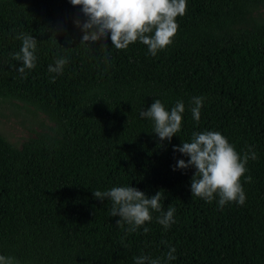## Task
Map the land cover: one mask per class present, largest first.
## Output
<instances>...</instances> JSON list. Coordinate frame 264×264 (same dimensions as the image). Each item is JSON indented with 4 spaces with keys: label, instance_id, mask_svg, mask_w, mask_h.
<instances>
[{
    "label": "trees",
    "instance_id": "1",
    "mask_svg": "<svg viewBox=\"0 0 264 264\" xmlns=\"http://www.w3.org/2000/svg\"><path fill=\"white\" fill-rule=\"evenodd\" d=\"M186 2L172 44L151 56L139 41L115 49L110 34L81 43L76 22L87 18L69 0H0V99L29 105L53 124L19 149L0 136V255L17 264H135L140 256L264 264V0ZM21 34L37 40L26 78L13 59ZM60 58L63 72L50 73ZM201 96L196 121L192 101ZM155 100L168 111L184 104L170 142L140 116ZM205 131L221 133L241 156L257 154L240 180L242 206L192 196L195 168L173 171L189 159L173 149ZM127 186L148 198L162 192L175 223L165 229L152 210L135 232L117 225L112 202L93 192Z\"/></svg>",
    "mask_w": 264,
    "mask_h": 264
},
{
    "label": "clouds",
    "instance_id": "2",
    "mask_svg": "<svg viewBox=\"0 0 264 264\" xmlns=\"http://www.w3.org/2000/svg\"><path fill=\"white\" fill-rule=\"evenodd\" d=\"M72 6H80L82 13L87 18L81 25L78 21L76 26L83 33L81 43L88 45L103 40L110 34L112 46L117 50L126 49L130 44L139 41L147 46L151 56L173 42L179 25L177 17L186 13V0H69ZM22 40L20 51L14 54L13 59L21 62L17 70L22 78H26L25 70H31L36 66L35 50L37 40L32 36L21 34L17 37ZM104 46V45H102ZM106 47V46H104ZM107 48V47H106ZM67 63L66 58L55 61L54 66H49L50 73L61 74ZM55 77L51 82H54ZM204 97H194L191 109L193 119L199 121L200 110L203 106ZM184 104L178 101L170 111L164 105L155 100L151 106L140 113L142 118H148L154 122V133L161 141L168 140L181 130L182 113ZM189 159L177 161L173 171L180 169L195 168L191 179L192 196L211 203L218 197V205L223 208L228 203L235 202L243 205L246 195L240 183L241 177L247 172L249 159H257L253 151L241 156L228 140L219 132L205 131L193 133L190 142H183L181 146L173 149ZM251 177H245L250 183ZM161 193L157 192L148 198L145 194L133 187H113L108 191H95L94 197L104 201L106 198L112 202L111 216H119L117 225L125 222L129 225L128 231L135 232L146 222L152 219L151 211L161 213L158 223L165 229L175 223V209L168 207L162 209ZM147 233L149 229L143 228ZM176 249L170 248L166 259L175 260L173 255ZM0 264H17L10 256L0 255ZM135 264H161L160 259H151L147 256L136 258Z\"/></svg>",
    "mask_w": 264,
    "mask_h": 264
},
{
    "label": "rangeland",
    "instance_id": "3",
    "mask_svg": "<svg viewBox=\"0 0 264 264\" xmlns=\"http://www.w3.org/2000/svg\"><path fill=\"white\" fill-rule=\"evenodd\" d=\"M53 124L33 107L15 100L0 99V136L19 149L41 132H49Z\"/></svg>",
    "mask_w": 264,
    "mask_h": 264
}]
</instances>
